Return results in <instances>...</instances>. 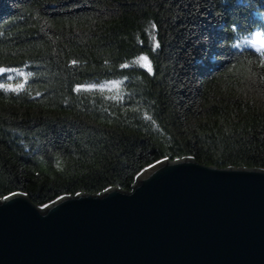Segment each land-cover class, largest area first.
<instances>
[{
    "label": "trees",
    "instance_id": "1",
    "mask_svg": "<svg viewBox=\"0 0 264 264\" xmlns=\"http://www.w3.org/2000/svg\"><path fill=\"white\" fill-rule=\"evenodd\" d=\"M3 2L0 198L129 189L162 158L264 168V0Z\"/></svg>",
    "mask_w": 264,
    "mask_h": 264
},
{
    "label": "water",
    "instance_id": "2",
    "mask_svg": "<svg viewBox=\"0 0 264 264\" xmlns=\"http://www.w3.org/2000/svg\"><path fill=\"white\" fill-rule=\"evenodd\" d=\"M132 186L1 198L0 264H264V168L163 158Z\"/></svg>",
    "mask_w": 264,
    "mask_h": 264
},
{
    "label": "rangeland",
    "instance_id": "3",
    "mask_svg": "<svg viewBox=\"0 0 264 264\" xmlns=\"http://www.w3.org/2000/svg\"><path fill=\"white\" fill-rule=\"evenodd\" d=\"M4 1H5V3L3 2V4L7 5V0H4ZM259 31H260V34L258 36H256V38H255V44H256L257 47H260L262 50H264V31L263 30H259ZM252 38L253 37H251L250 39H252ZM141 56H145V55H141ZM141 56H139V57H141ZM139 57L135 60V62L137 64L141 65V63L139 62ZM149 63H150V61H149ZM15 73H17L16 70H13V71H10L9 70L10 76H13ZM121 82H122L121 79L115 78V79H110V80H106V81H100V82L90 83V84H88L86 86H88V87H98V88H102V89H106V90L115 91V90H117L119 88ZM113 85H116V86H113ZM16 192H18V191H16ZM16 192L9 193V194L5 195L4 197H6L8 195H11L13 193H16ZM4 197H2V198H4ZM58 197H60V196H58Z\"/></svg>",
    "mask_w": 264,
    "mask_h": 264
},
{
    "label": "snow or ice",
    "instance_id": "4",
    "mask_svg": "<svg viewBox=\"0 0 264 264\" xmlns=\"http://www.w3.org/2000/svg\"><path fill=\"white\" fill-rule=\"evenodd\" d=\"M153 27H155V25H153ZM250 41H251V39L245 41V43H246L248 46L253 47V44L250 43ZM157 47H158V45H157ZM255 50H256L258 53H261L262 55H264V51H262L261 48H260V47H257L256 45H255ZM139 62L141 63V65H142L143 67L147 68V70H148L149 72H151V66H150V63H149L147 57H145V56H141V57H139ZM113 86H116V85H113ZM0 87H2V85H0Z\"/></svg>",
    "mask_w": 264,
    "mask_h": 264
},
{
    "label": "bare ground",
    "instance_id": "5",
    "mask_svg": "<svg viewBox=\"0 0 264 264\" xmlns=\"http://www.w3.org/2000/svg\"><path fill=\"white\" fill-rule=\"evenodd\" d=\"M184 157V156H183ZM178 158H181V157H178ZM178 158H174V159H178ZM163 159V158H162ZM174 159H172V160H174ZM204 164V163H203ZM142 171V169L138 172V173H140ZM137 173V174H138ZM136 174V175H137ZM135 178H136V176H135ZM135 180V179H134ZM132 184H133V182H132ZM132 184H131V187L129 188V189H126V190H131L132 188H133V186H132ZM110 187H117V186H108V187H106L105 189H103L102 191H100V192H98V193H96V194H101L103 191H106L108 188H110ZM118 188H120V187H118ZM122 189V188H121ZM77 193H80V192H77ZM77 193H75V194H72V195H76ZM62 196H64V195H62ZM61 197V196H60ZM57 198H59V197H57ZM57 198H55V199H57ZM54 199V200H55ZM31 200V199H30ZM53 201V200H52ZM51 202V201H50Z\"/></svg>",
    "mask_w": 264,
    "mask_h": 264
},
{
    "label": "clouds",
    "instance_id": "6",
    "mask_svg": "<svg viewBox=\"0 0 264 264\" xmlns=\"http://www.w3.org/2000/svg\"><path fill=\"white\" fill-rule=\"evenodd\" d=\"M260 34V31L259 30H256L255 32H253L252 33V39H251V41H250V43H252L253 44V47L255 48V38H256V36H258Z\"/></svg>",
    "mask_w": 264,
    "mask_h": 264
}]
</instances>
